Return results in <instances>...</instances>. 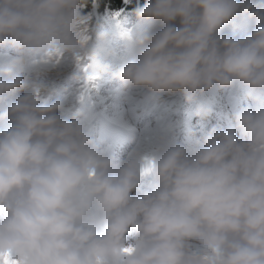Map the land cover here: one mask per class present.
<instances>
[{
	"label": "clouds",
	"instance_id": "9594fccd",
	"mask_svg": "<svg viewBox=\"0 0 264 264\" xmlns=\"http://www.w3.org/2000/svg\"><path fill=\"white\" fill-rule=\"evenodd\" d=\"M83 3L0 0V46L18 53L0 64V104L15 97L0 112V264H264V6L146 0L137 15L161 27L137 35L117 73L126 88L192 100L242 85L253 103L193 146L160 137L158 153L117 160L87 114L62 118L64 101L41 103L44 85L19 74L65 52L91 60L85 84L100 74L77 33ZM244 13L250 33H222Z\"/></svg>",
	"mask_w": 264,
	"mask_h": 264
},
{
	"label": "rangeland",
	"instance_id": "374dc122",
	"mask_svg": "<svg viewBox=\"0 0 264 264\" xmlns=\"http://www.w3.org/2000/svg\"><path fill=\"white\" fill-rule=\"evenodd\" d=\"M253 4L262 7L264 0H253ZM94 15L97 17L98 13L94 12ZM106 21L108 25L101 32H97V24L77 26V33L86 40L87 46L98 51L96 59L103 68L87 84L83 80L84 70L91 60H77L69 52L41 60L45 66L39 71L26 69L19 74L44 85L41 103H51L58 98L64 101V111L58 113L62 118L71 119L78 111L87 114L94 139L101 146L110 147L117 160L127 158L133 149L158 153L160 137L170 143L193 146L213 126H229L234 122L232 115L236 110L253 103L249 90L242 85L217 87L198 93L192 100L179 92L152 93L145 88H126L117 73L138 51L137 35L159 30L161 25L159 21L140 18L137 12H118ZM176 26L179 27L178 21ZM254 27V18L247 13L238 14L223 26L222 33L242 35L250 33ZM17 55L15 48L0 46V64ZM17 94L22 95L23 90ZM14 98L0 104V112ZM150 181V176L144 177L139 189L132 194L147 189ZM127 240H133L131 231Z\"/></svg>",
	"mask_w": 264,
	"mask_h": 264
},
{
	"label": "trees",
	"instance_id": "16d2710c",
	"mask_svg": "<svg viewBox=\"0 0 264 264\" xmlns=\"http://www.w3.org/2000/svg\"><path fill=\"white\" fill-rule=\"evenodd\" d=\"M146 0H84L79 9L80 15L84 18L83 24H97V32L108 25L106 19L115 13H136L142 8ZM94 12L98 13L96 17ZM240 15V14H239ZM121 16V14L119 15ZM110 27V26H109ZM101 34V33H100Z\"/></svg>",
	"mask_w": 264,
	"mask_h": 264
},
{
	"label": "snow or ice",
	"instance_id": "6c2138e0",
	"mask_svg": "<svg viewBox=\"0 0 264 264\" xmlns=\"http://www.w3.org/2000/svg\"><path fill=\"white\" fill-rule=\"evenodd\" d=\"M126 252H131L132 249L131 248H128V249H125ZM3 264H19V261H13V260H5L3 261Z\"/></svg>",
	"mask_w": 264,
	"mask_h": 264
}]
</instances>
